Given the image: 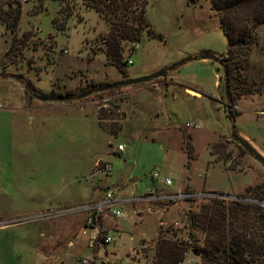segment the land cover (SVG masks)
I'll list each match as a JSON object with an SVG mask.
<instances>
[{"label":"rangeland","instance_id":"1","mask_svg":"<svg viewBox=\"0 0 264 264\" xmlns=\"http://www.w3.org/2000/svg\"><path fill=\"white\" fill-rule=\"evenodd\" d=\"M16 1L14 33L0 24V264H73L83 255L149 264L153 239L171 230L183 238L186 211L210 197L264 201V167L233 141L264 160V24L250 29L231 80L233 90L253 93L238 95L229 119L216 58L226 37L209 0H147L145 23L160 36L122 41V71L105 60L108 27L93 8ZM204 51L213 56L194 57ZM159 69L144 82L97 88ZM106 188L122 214L101 213L97 224L111 238L90 250L81 206Z\"/></svg>","mask_w":264,"mask_h":264},{"label":"trees","instance_id":"2","mask_svg":"<svg viewBox=\"0 0 264 264\" xmlns=\"http://www.w3.org/2000/svg\"><path fill=\"white\" fill-rule=\"evenodd\" d=\"M65 2L67 0H58ZM210 7L218 12V27L226 37V49L218 55V63L224 67L221 76L222 91L226 98V114L233 118L236 110L234 100L238 95L252 94L251 91L233 90L232 74L241 68L244 51L242 45L250 41V29L264 24V0H209ZM83 7L93 8L104 19L108 29L103 39L105 60L118 71L123 70L121 42H136L142 34L160 36L145 23L144 5L147 0H79ZM65 17L67 10L59 9ZM19 3L16 0H0V24L14 33L19 17ZM54 24V19L52 18ZM62 28V24H54ZM249 26V27H248ZM144 32V33H143ZM213 56L208 51L196 54V58ZM166 87L165 85H163ZM163 87V89H164ZM185 135L183 150L185 158H191L192 149ZM187 163V162H186ZM188 164V163H187ZM186 164V165H187ZM250 190L249 187L245 191ZM220 194V193H218ZM236 195L224 200L210 197L196 211H186L187 229L185 236L157 235L153 239V255L149 264H188L184 263L185 251L198 255L197 262L190 264H264V206L249 199L257 198ZM188 199V198H187Z\"/></svg>","mask_w":264,"mask_h":264},{"label":"built area","instance_id":"3","mask_svg":"<svg viewBox=\"0 0 264 264\" xmlns=\"http://www.w3.org/2000/svg\"><path fill=\"white\" fill-rule=\"evenodd\" d=\"M129 62V61H127ZM185 125H187L185 123ZM121 145L117 144L116 149H120ZM110 169L109 164L107 161H102L101 168L99 170L100 173L106 174ZM157 175L156 172H151L150 176L155 177ZM165 184L169 183V180L167 178L163 179ZM114 189H105L103 191L102 196L92 202V203H86L81 206V211L84 213V220H82V225L80 226L79 232L81 234H86L87 237L85 239L86 246L91 250L93 248H100L104 246V243L106 244L108 241H110V235L109 232L106 230H103L99 224H97L98 219L100 218V215L102 212L106 211L108 215L110 216H119L122 214V212L114 207L115 200L113 199ZM189 194H180L178 193L175 195L176 198H180L182 196H187ZM164 198H171V197H164ZM95 260L91 256L83 255L78 256L74 259L73 264H94ZM184 263L190 264V261L188 258L184 259Z\"/></svg>","mask_w":264,"mask_h":264},{"label":"water","instance_id":"4","mask_svg":"<svg viewBox=\"0 0 264 264\" xmlns=\"http://www.w3.org/2000/svg\"><path fill=\"white\" fill-rule=\"evenodd\" d=\"M222 71L223 73H225V70H224V67L222 66ZM163 73V70H157V71H154L152 72L151 74L149 75H140V76H137V77H133V78H124V79H120V80H117V81H112V82H105L103 84H100L99 86H97L98 89H103V88H107V87H114V86H117V85H129V84H133V83H137V82H141V81H146L148 80L149 78H152V77H155L157 75H162ZM222 73V74H223ZM12 77H19L18 75H11ZM40 97V96H39ZM62 98V97H61ZM233 141H235L240 147H242V149L244 151H246V153L248 154H252L254 156V160L258 161V163L264 167V160L262 159V157L258 156V154L254 153L253 149L246 143L244 142L241 138L235 136ZM232 198H235V196H232ZM248 201H251V202H257L258 204H261V205H264V201H257V200H253V199H249Z\"/></svg>","mask_w":264,"mask_h":264},{"label":"crops","instance_id":"5","mask_svg":"<svg viewBox=\"0 0 264 264\" xmlns=\"http://www.w3.org/2000/svg\"><path fill=\"white\" fill-rule=\"evenodd\" d=\"M189 88H191V87H189ZM187 88H184L183 90H186ZM192 90H193V88H191ZM193 92H194V95H197L198 94V92L197 91H195V90H193Z\"/></svg>","mask_w":264,"mask_h":264},{"label":"flooded vegetation","instance_id":"6","mask_svg":"<svg viewBox=\"0 0 264 264\" xmlns=\"http://www.w3.org/2000/svg\"><path fill=\"white\" fill-rule=\"evenodd\" d=\"M20 78V77H19Z\"/></svg>","mask_w":264,"mask_h":264}]
</instances>
